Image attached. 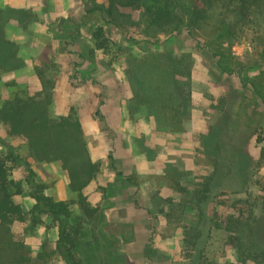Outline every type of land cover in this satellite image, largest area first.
Returning a JSON list of instances; mask_svg holds the SVG:
<instances>
[{
  "label": "rangeland",
  "instance_id": "obj_1",
  "mask_svg": "<svg viewBox=\"0 0 264 264\" xmlns=\"http://www.w3.org/2000/svg\"><path fill=\"white\" fill-rule=\"evenodd\" d=\"M105 1L0 0L5 38L11 43L0 56V107L24 91H41L46 84L53 89L52 118L76 113L89 155L100 164L84 190L91 216L70 189L69 170L60 161L28 159L23 140L10 139L2 124L0 154L10 143L29 161L37 180L48 186L46 194L70 203V222L81 227L76 255L82 264L236 263L228 233L210 228L207 216L199 222L186 197L164 181L174 175L192 192L202 177L220 174L213 201L250 199L255 205V240L264 248L263 45L253 41L251 33L238 38L232 47L237 69L232 75L221 74L203 40L187 31L148 35L142 27L119 29L104 14L92 12L95 2ZM122 12L136 21L140 18L137 10ZM100 27L109 39L106 50L96 48L94 33ZM164 50L189 52L194 61L193 110L186 130L177 133L168 132L144 108L136 107L126 75L130 56ZM220 146L221 164L205 165L210 152ZM232 160L246 161L243 171H237L241 163L229 167ZM71 164H76L74 158ZM25 174V167L19 166L13 178L24 184ZM15 202L26 212L31 209L34 201L25 185ZM195 224L203 231L201 257L184 241ZM12 230L34 259L45 241L53 248L58 239V229L48 216L33 226L16 224Z\"/></svg>",
  "mask_w": 264,
  "mask_h": 264
},
{
  "label": "trees",
  "instance_id": "obj_2",
  "mask_svg": "<svg viewBox=\"0 0 264 264\" xmlns=\"http://www.w3.org/2000/svg\"><path fill=\"white\" fill-rule=\"evenodd\" d=\"M124 9L137 10L139 20L127 16L122 12ZM92 12L104 14L119 29L142 27L148 35L187 31L189 36L203 40L221 74L232 75L237 69L232 47L238 38L251 33L252 40H258L264 47V0H106L102 5L95 2ZM5 22L0 9V56L11 45L5 38ZM94 40L97 49L109 48L104 28H97ZM128 60L126 75L136 107L144 108L157 125L170 133L185 131L193 110L192 54L164 50L147 53L141 58L130 56ZM39 75L44 78L41 72ZM43 87L34 94L24 91L4 101L0 107V125L4 126L10 139L23 140L28 159L60 161L69 170L70 189L77 194L79 206L91 216L84 190L100 171V164L91 159L82 124L73 110L58 119L50 116L53 89L46 84ZM10 145L6 144L8 151L0 154V264H56L58 260L62 264H82L76 255L81 227L70 222V203L56 201L47 195L48 186L37 180L29 161ZM222 153L221 146L210 152L205 165L218 167L224 160ZM72 158L76 161L74 165ZM260 158L264 161V149ZM240 163V160H232L229 167H238ZM245 163L240 164L238 173L243 171ZM19 166L25 167L24 184L13 178V172ZM221 177L218 173L202 177L192 192L183 187L175 175L164 177V181L186 197V204L198 212L199 222L207 216L210 228L228 233L227 242L235 250L237 262L222 264H264V248L255 240V205L244 198H226L215 203L213 186ZM24 185L34 201L28 212L15 202L16 197L24 194ZM43 216H48L58 229V239L53 248L45 241L34 259L12 227L16 224L36 225ZM202 233L195 224L184 238L189 250L200 257L202 252L198 246Z\"/></svg>",
  "mask_w": 264,
  "mask_h": 264
}]
</instances>
